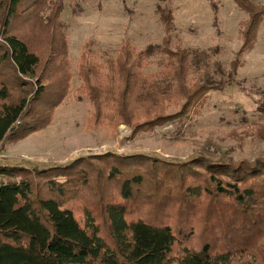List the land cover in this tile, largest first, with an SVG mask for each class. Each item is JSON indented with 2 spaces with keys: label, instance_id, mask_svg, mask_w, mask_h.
I'll return each mask as SVG.
<instances>
[{
  "label": "trees",
  "instance_id": "trees-1",
  "mask_svg": "<svg viewBox=\"0 0 264 264\" xmlns=\"http://www.w3.org/2000/svg\"><path fill=\"white\" fill-rule=\"evenodd\" d=\"M240 6L251 15L242 55L256 42L263 12L259 16L244 1ZM64 7V0H0V141L23 139L47 126L67 94L68 39L59 18ZM162 22L164 46L138 50L122 44L104 62L105 84L91 81L92 76L103 80V65L92 61L89 49L82 55L80 72L92 101L101 105L97 114L104 117L105 103L112 126L133 124L130 114H159L143 124L151 129L171 118L165 115L169 103L184 100L185 110L223 87L210 72L218 71L220 62L208 51L172 50L171 21ZM156 51L164 53L162 69L146 75L142 69ZM233 65L236 71L240 60ZM259 110L264 116V107ZM191 174L206 182H191ZM112 183L119 198L97 217L86 205L108 200L105 187ZM177 193L189 201L212 195L215 206L209 210L226 201L240 223L231 232L203 217L201 243L193 229L176 232L162 221L160 203ZM76 194L84 202L78 210L71 204L78 203ZM141 199L155 200L151 218H128V202ZM0 264H264V157L237 166L143 154L88 156L45 168L0 164Z\"/></svg>",
  "mask_w": 264,
  "mask_h": 264
},
{
  "label": "rangeland",
  "instance_id": "rangeland-1",
  "mask_svg": "<svg viewBox=\"0 0 264 264\" xmlns=\"http://www.w3.org/2000/svg\"><path fill=\"white\" fill-rule=\"evenodd\" d=\"M242 1L259 16L263 12V16L255 44L240 55L244 24L251 19L250 13L240 6ZM64 3L65 10L59 18L68 39L67 94L50 112L52 117L47 126L23 139L0 141V164L45 168L68 165L81 157L143 154L167 162L206 159L221 166H237L264 157V116L259 110L264 107V0H64ZM164 18L172 24L169 47L186 48L197 54L208 51L212 60L220 62L218 71L210 72L223 87L211 90L185 110L184 100L169 103L165 115L171 118L151 129L144 125L159 114H130L133 124L112 126L105 118L111 115L104 114L105 103L101 114L104 117L97 114L101 105L92 101L80 72L82 55L89 49L92 61L103 65L104 81L97 83L95 76L91 81L94 85L105 84L104 62L115 57L122 44L130 43L138 50L164 46L167 34ZM154 54L142 69L146 75L162 69L164 53ZM235 60H240L241 66L233 71ZM120 82L115 80V85ZM136 124H142L141 129H135ZM199 179L191 174V182H206ZM107 185L108 200L96 199L94 204L86 205L94 209L97 217L111 200L119 198L117 186ZM214 200L211 195L203 201H189L180 193L172 199L161 198L160 205H165L162 221L172 225L176 232L193 229L192 237L198 234L200 243L207 226L205 216L211 225L215 221L232 232L240 223L236 209L225 201L209 210L212 204L215 206ZM155 203L151 199L128 202V218H151ZM71 204L78 210L84 202L79 197L78 203Z\"/></svg>",
  "mask_w": 264,
  "mask_h": 264
}]
</instances>
